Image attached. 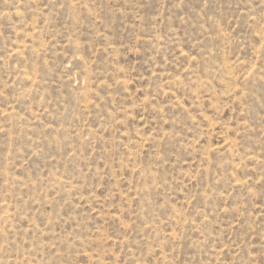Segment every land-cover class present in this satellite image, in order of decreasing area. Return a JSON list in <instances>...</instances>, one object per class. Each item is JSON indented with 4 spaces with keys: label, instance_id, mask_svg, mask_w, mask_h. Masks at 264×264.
<instances>
[{
    "label": "rangeland",
    "instance_id": "374dc122",
    "mask_svg": "<svg viewBox=\"0 0 264 264\" xmlns=\"http://www.w3.org/2000/svg\"><path fill=\"white\" fill-rule=\"evenodd\" d=\"M0 264H264V0H0Z\"/></svg>",
    "mask_w": 264,
    "mask_h": 264
}]
</instances>
